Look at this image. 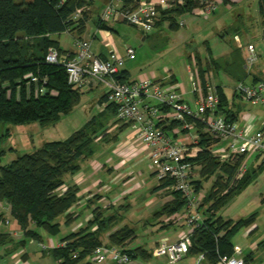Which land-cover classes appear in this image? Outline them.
Here are the masks:
<instances>
[{
	"label": "trees",
	"instance_id": "1",
	"mask_svg": "<svg viewBox=\"0 0 264 264\" xmlns=\"http://www.w3.org/2000/svg\"><path fill=\"white\" fill-rule=\"evenodd\" d=\"M207 1L209 0H184L182 6L166 10L159 8L157 26L168 21L170 28L177 30L180 27L178 17L204 6ZM227 1L223 0V3ZM138 2L139 0H123V6L135 8ZM89 5L90 2L86 0H0V124L17 126L37 123L42 127H49L60 122L62 117L70 115L81 103L83 90L70 86L65 69L48 64L46 56L51 48L63 51L59 42L51 39L52 35L69 33L76 40H82L91 19V13L87 10ZM259 5L264 16V0H260ZM81 9L86 10L76 18ZM97 23L99 29L111 31L101 19ZM211 63L217 62L207 64ZM197 66L204 84L210 65L206 68L198 61ZM32 76H37L40 80L47 79V93H36V86L30 81ZM118 79L129 81L128 72H122ZM217 89L221 112L227 114L231 121H236V115L229 109V98L223 88ZM52 91L57 94L52 95ZM107 101L106 94L100 102ZM116 117V108L108 105L104 112L94 116L69 139L46 143L35 153L19 155L10 165L0 167V202L10 207L12 217L24 233L25 240L19 243V248H23L31 240L43 243L44 238L39 230L51 237L58 236L62 230V223L59 222L62 217L65 218L67 227L76 221L78 217L73 208L79 201V189L72 186L61 193L60 190L65 186L64 178L67 174H76L80 170V161L96 153L97 139L109 135L110 128L119 123L114 122ZM173 126L180 127L181 124ZM198 132L201 135L200 145L207 147L211 139L200 124ZM244 159L241 158L235 165L222 164L205 150L193 160L194 165L201 167V179L196 182L198 192L204 182L219 172L223 174H218V180L201 206L205 208L209 205L203 213L206 215L203 225L191 234L189 256L204 255L209 264H218L220 257L234 255L233 239L236 234L255 225L258 213L237 221L225 220L218 214L237 195V191L247 187L256 174L264 169L263 163L256 168H249L244 177L233 184ZM166 187V182H160L154 192L163 191ZM171 192L174 200L165 204L156 213V217H177L183 213L187 204L185 198L178 192ZM2 217L0 215V220ZM116 218L118 216L104 217V212L97 208L93 219L85 227L62 239L61 242L67 243L65 247L55 248L46 254L59 264H95L92 255L97 248L117 246L126 250L134 263L139 259L148 261L152 257L151 251L143 247L126 249L137 238L136 231L128 226L111 232L108 244L103 242V234L109 232ZM95 227L96 230H93ZM12 241L8 235L0 234V247L11 244ZM76 254L77 258L74 257ZM244 259L245 264H249L253 256L250 254Z\"/></svg>",
	"mask_w": 264,
	"mask_h": 264
},
{
	"label": "built area",
	"instance_id": "2",
	"mask_svg": "<svg viewBox=\"0 0 264 264\" xmlns=\"http://www.w3.org/2000/svg\"><path fill=\"white\" fill-rule=\"evenodd\" d=\"M220 0H209L198 8V16L211 17L220 6ZM168 2L161 0H139L135 8H125L123 0H110L105 7L101 20L104 22L125 23L143 33L152 32L160 18L159 8L167 7ZM83 10L78 11L79 16ZM183 24L181 23V26ZM247 68L251 69L258 62V54L253 45L247 48ZM136 60V51L126 47L125 54L112 51L107 57L101 58L92 49V41L76 40L75 49L60 51L51 48L46 56L48 64L61 66L65 69L68 84L74 88L87 90L94 84H102L107 89V104L117 110V119L129 125L134 136L138 138L149 152V159L154 168V175L159 182H166L165 190L180 193L187 204L180 215L191 231L180 240L162 244L163 254L171 264H176L189 256L192 240L191 234L203 225L204 219L200 211L204 196L196 190V168L193 160L205 150L223 163L235 165L241 158V164L234 182L240 181L249 169V160L255 157L264 164V131H252L243 128L236 121H231L220 110V96L217 88L205 79V83L191 77L192 94L196 97L193 105L187 103L182 94L153 81H120L127 61ZM36 86L37 94L48 92L47 79L40 80L37 76L30 78ZM56 95L55 91L51 92ZM235 93L243 102L264 108V82L247 84L239 82ZM174 124H181L174 127ZM211 142L202 147L198 125ZM195 130L196 135L180 137L183 132ZM233 182V184H234ZM2 212L9 206L0 202ZM4 225L10 220L4 218ZM67 243H56L52 239L40 243L42 250L49 251L65 247ZM242 249L234 247V255L222 256L218 264H245L241 257ZM204 257V255H201ZM77 258V254L74 256ZM95 264H133L129 253L117 246H102L92 255Z\"/></svg>",
	"mask_w": 264,
	"mask_h": 264
},
{
	"label": "rangeland",
	"instance_id": "3",
	"mask_svg": "<svg viewBox=\"0 0 264 264\" xmlns=\"http://www.w3.org/2000/svg\"><path fill=\"white\" fill-rule=\"evenodd\" d=\"M217 11L218 13L223 11L221 10V6L218 7ZM235 14L236 10L234 14L230 16V20H224L217 26H212L207 31L209 33L206 39L220 62L216 64H203V66H207L206 68H208V65L211 66H209L210 73L213 74L212 76H214L216 83L220 82L223 85V90H225L227 96L229 95V98H232L231 88H234L236 84V75L234 73V69L236 68V54L233 56L231 62L223 60L224 58L222 55H229V53L232 51L235 52L236 50L239 51L240 55L241 53L246 54L248 43H260L259 40L251 38L245 34V32L239 36L240 39L235 40ZM79 17L77 13L76 18ZM208 25L211 26V23H208ZM114 29L122 36L124 43L127 45L126 47H132L136 51V60L127 61L123 70L129 71L134 78L140 75L151 76L154 74L158 77L156 81H161L163 77L171 73L182 82L187 90L191 89L189 67L194 69L196 63L194 59L189 61L188 57L193 48H187L184 43L178 40L179 34H184L186 32L185 28L172 31L168 26L159 27L146 34L133 26L120 23L116 25ZM54 38L61 43L63 48L71 47L74 42L71 34H64L60 39L58 37ZM201 40L204 41L203 38H201ZM100 90L101 91L98 90L88 94L84 92L81 103L74 111L70 115L62 117L60 122L55 125L42 127L37 123L17 126L0 124V154H3L0 155V167L10 165L19 155L35 153L46 143L69 139L75 132L86 125L88 119L98 114L96 101L102 96L103 92L102 89ZM258 109L261 110V108ZM114 134L115 131H112L107 137L100 136L97 139V154L105 152V148L102 147H104L105 142L114 137ZM93 159L103 162L105 157L99 158L95 156ZM221 163L223 164V162ZM261 164L262 163L256 160L255 157L249 160V168H256ZM136 170L134 176L136 184L144 182L146 184L144 189L135 193L133 197L130 198L129 202L124 200V202L120 203L121 205L110 207V205L105 204L103 205L105 208H100L104 212V217L118 216L110 226L112 228L108 233L128 226L136 231L137 238L134 239L131 244L127 245L126 249L132 250L143 247L147 250L154 251V257L151 260L144 261L139 259L135 264H169L165 254L159 257L160 252H162L161 245L164 243L163 241L159 242V240L164 230V225H167V221H165L166 218L161 220V218L156 217V213L162 210L165 197L171 195L172 192L164 191L157 196L154 193L149 194V189H153L158 184L157 178L152 176L154 168L151 161H146V163ZM139 171H142L144 174L140 176V174L137 173ZM219 173L223 174L221 172ZM219 173L211 177L209 181L204 182L200 189L203 196H207L211 192L213 185L218 180ZM199 178L201 179L200 166L196 168V179ZM224 180H226V177ZM208 207L209 205H206L205 208H201L200 214L203 219L206 218V215L203 214L204 210H207ZM255 213H258L255 225L239 231L234 237L233 243L235 246L242 249L241 257L245 258L250 254L253 256V260L249 264H264V169L256 174L254 180L247 187L237 191V195L230 199L229 203L222 208L218 214L223 216L225 220L232 219L233 221H237L239 219H246ZM9 219L13 222L11 216H9ZM81 220L84 221L85 218L83 219L81 217ZM59 222L62 223V230L58 236L53 237L56 242H61L64 237L70 235L72 232L80 230L76 228L77 230L75 229L76 231H73L75 225L67 227L64 217L60 218ZM85 224L86 223H84L83 226ZM6 226L7 225H2L0 228L9 229L7 228L8 226ZM80 226L81 225L78 227ZM39 232L43 238H48L49 235L45 233V231L39 230ZM8 236L9 238L12 237L10 235ZM22 240H25L24 237L16 242L13 240L11 244H7L11 245L8 249L9 253L20 250L19 243ZM103 240H107V236H104ZM31 241L33 242L30 243L28 241L26 242V247H23L26 251L25 254H29L24 264H59L52 256L46 254L48 251L41 249L40 242L36 240ZM194 261L195 259L189 256L176 264H194Z\"/></svg>",
	"mask_w": 264,
	"mask_h": 264
},
{
	"label": "crops",
	"instance_id": "4",
	"mask_svg": "<svg viewBox=\"0 0 264 264\" xmlns=\"http://www.w3.org/2000/svg\"><path fill=\"white\" fill-rule=\"evenodd\" d=\"M86 1L90 2L91 4L87 8V10L90 11L92 15L89 23L87 24L86 33L83 35L82 39L92 41L93 52L101 58L107 57L112 51H116L117 53L124 55L127 45L124 43L122 36L119 35V33H117V31L114 29L115 26L119 25L120 23L105 22L111 28V31H106L98 28L97 20L101 19V15L110 0ZM153 1L159 2L161 0ZM165 1L168 2V6L161 7V9L163 10L175 8L178 5H184V0ZM220 1L221 10L223 11L218 13V10L212 17H209L207 19L201 18L200 16H198V8H195L190 13L183 14L177 18V23L180 25L177 30H172L168 21L162 22L156 28L168 26V28L172 31H178L182 28L186 29V32L184 34H179L178 40L184 43L187 48H193L188 58L189 61H192L194 59L196 66L194 67V69L189 67V76L190 79L192 76H194L195 78H198L202 81L201 76L198 72V61H200L202 64L209 62H220L206 39L209 33L207 31L212 26L215 27L224 20H230V16L234 14V11L236 10V28H234V32L236 33L235 40L240 39L239 36L244 32L251 38L259 40L260 43L258 44L250 42L247 45V48L251 45L255 47L258 54V62L254 65L253 68H247V48L246 54L241 53L240 55L238 50H236L235 52L232 51L231 53H229V55H222V57L224 58L223 60L231 62L233 56H235L236 54V68L234 69V73L236 75L235 86L239 82H245L247 84L264 82V16L260 12V0H228L226 3H223V0ZM181 23L183 24L182 26ZM208 23H211V26H209ZM62 35H52L51 39L57 41L54 37H58L60 39ZM201 38H203L204 41L201 40ZM73 39V45L68 48H63L61 43L58 41L61 49L63 51L74 50L76 44V39L74 36ZM204 67H206V65H204ZM123 72H128L129 81L160 82L168 88H171L172 90H175L178 93L182 94L183 99L189 104L193 105V102L196 98L192 94V87H190V90H187L182 82L179 81L174 74L170 73L169 75L163 77L161 81H156L158 80V77H156L154 74L151 76L140 75L134 78L129 71L123 70ZM246 74L247 76L245 77ZM212 75L213 74L210 72L206 73L205 79H209V81L216 88L221 87L224 89L223 85L220 82L216 83L214 76ZM241 78L245 79L243 81H238ZM235 86L234 88H231L232 98H229V95L227 97L229 98V109L236 115V122L243 128L245 127L247 129H251L252 131H264V108L261 106H252L239 99V97L235 93ZM100 89H102L103 92L102 96L96 101V108L98 109L96 110L98 111V114L104 112L109 105L107 103L100 102L101 98L107 94L106 87L102 84H94L91 88L83 90L85 94H88L90 92H96L98 90L101 91ZM258 108H261V110H259ZM225 116H227V114H225ZM91 119L92 118L88 119L87 123ZM114 122L119 123L112 126L109 130V133L115 131V140L104 143V147L102 148H105V152L97 154V150V152L93 156L80 161V170L76 174H67L64 178L65 186L60 190L61 193L65 192L68 187L72 186H76L79 189V201L77 206L73 208V211L77 214L78 218L70 226L72 227L75 225L73 227V231L76 228L80 229L85 227L87 223H89L93 219L94 210H96L97 208H105V206H103L105 204L110 205V207L121 205L120 203L124 202V200L129 202L130 198H132L135 193H138L142 189H144V186L146 185L144 182L141 183L142 185L136 184V179L134 178V176L138 167L142 166L144 163H146V161H150L149 152L144 148L141 141L134 136L128 124L121 122L117 119V117L116 119H114ZM188 135L195 136L196 131L190 130V132H183L180 137L186 138ZM95 156L99 158L105 157V160L103 162H99L97 159H93ZM137 173H139L140 176L144 174L142 173V171H139ZM152 176H155L154 171L152 172ZM199 180L200 178L197 179V181ZM159 185L160 182L158 181L156 187H154L153 189H149V194L154 193L157 196L162 192L167 191L163 190L155 193L154 190ZM204 197L206 198V196ZM173 200V195H168L167 197H165L163 203L165 205L169 202H172ZM0 215L3 216L2 220L4 218L9 219V216L12 217L10 207L4 212H2V209L0 208ZM81 217L83 219L85 218V220L82 221ZM165 218V221H167V225H164V230L161 233L159 242L163 241V244L176 242L191 231V228L185 225V222L183 218H181V216H164L161 218V220ZM2 220H0V227L4 225ZM84 223L86 224L83 226ZM79 225L81 226L78 227ZM7 228L9 229L0 228V234L12 236L11 238L15 242L24 237L23 231L14 218L13 222L11 221L10 225H8ZM93 230H96V227ZM109 235L110 233H106L102 236V240L104 236H107V240H103V242L106 241L104 242L105 244H108L109 242ZM50 239L55 241L53 237L48 236V238H44V242ZM29 242L32 243L33 241ZM9 247H11V245L0 247V264H24V261L29 257V254H25V248H21L18 251H12L11 253H9ZM151 251L152 257L149 260L154 257V251ZM162 256L163 253L160 252L159 257ZM190 257H193L195 259L194 264H209L205 260V257H202L201 255H192ZM169 264L171 263L169 262Z\"/></svg>",
	"mask_w": 264,
	"mask_h": 264
}]
</instances>
